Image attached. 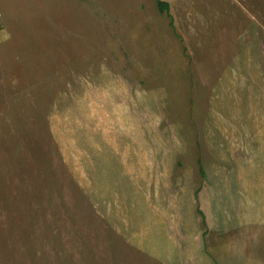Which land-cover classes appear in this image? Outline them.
<instances>
[{"label": "rangeland", "instance_id": "rangeland-1", "mask_svg": "<svg viewBox=\"0 0 264 264\" xmlns=\"http://www.w3.org/2000/svg\"><path fill=\"white\" fill-rule=\"evenodd\" d=\"M157 1L0 0V264H264V0Z\"/></svg>", "mask_w": 264, "mask_h": 264}, {"label": "clouds", "instance_id": "clouds-1", "mask_svg": "<svg viewBox=\"0 0 264 264\" xmlns=\"http://www.w3.org/2000/svg\"><path fill=\"white\" fill-rule=\"evenodd\" d=\"M223 251L230 255L244 256V246H237L236 242H230L227 244ZM245 264H260L259 261L254 260L251 256L245 257Z\"/></svg>", "mask_w": 264, "mask_h": 264}, {"label": "trees", "instance_id": "trees-1", "mask_svg": "<svg viewBox=\"0 0 264 264\" xmlns=\"http://www.w3.org/2000/svg\"><path fill=\"white\" fill-rule=\"evenodd\" d=\"M158 6L160 8L161 11H165L166 9H168V3L164 0H158L157 1ZM201 172L203 173L202 167L200 168Z\"/></svg>", "mask_w": 264, "mask_h": 264}]
</instances>
